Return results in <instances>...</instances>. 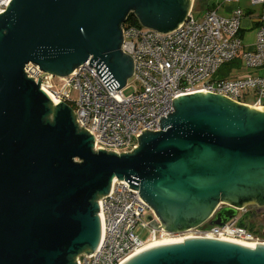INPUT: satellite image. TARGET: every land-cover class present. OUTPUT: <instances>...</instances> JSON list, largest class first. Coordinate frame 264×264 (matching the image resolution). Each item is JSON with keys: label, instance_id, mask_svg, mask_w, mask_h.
Instances as JSON below:
<instances>
[{"label": "water", "instance_id": "95a60500", "mask_svg": "<svg viewBox=\"0 0 264 264\" xmlns=\"http://www.w3.org/2000/svg\"><path fill=\"white\" fill-rule=\"evenodd\" d=\"M0 13V264H78L103 237L100 198L115 178L177 232L220 225L247 196L264 194V106L216 93L171 98L160 130L141 129L127 153L94 148L71 108L51 100L41 76L88 65L110 90L133 72L121 49L126 14L164 33L191 0H8ZM45 71L35 82L26 63ZM46 80V78H45ZM47 83V81L45 82ZM239 103V104H238ZM236 206V205H234ZM125 264H264V243L188 238L146 248Z\"/></svg>", "mask_w": 264, "mask_h": 264}, {"label": "built area", "instance_id": "2783aa9c", "mask_svg": "<svg viewBox=\"0 0 264 264\" xmlns=\"http://www.w3.org/2000/svg\"><path fill=\"white\" fill-rule=\"evenodd\" d=\"M238 1L222 0L211 3L210 7L205 2L203 13L196 16L194 0H191L181 24L164 33L131 24L125 16L120 24L121 49L131 55L133 72L122 87L109 90L87 64V59L64 76L50 73L41 76L40 88L71 108L79 126L92 135L96 150L100 146L106 151L115 150L117 154L127 153L138 145L136 135L142 128L160 130L157 118L173 111L171 98L180 94L209 92L239 103L264 106V0H249L251 5H261L257 14L245 13L238 5L226 14L218 12L223 3ZM7 4H10L8 0H0V13ZM244 19L250 29L256 28L250 46L243 43ZM23 71L35 82L36 75L45 72L31 62L24 65ZM54 77L62 82L58 89L51 83ZM130 79L135 90L124 95L122 89ZM66 88L76 91L74 101ZM250 95L252 102L245 100ZM128 185L124 179L115 178L110 194L100 198L102 241L90 256L79 253L78 264H121L141 247L170 238L264 243L258 234L238 224L243 221L239 214L220 225L202 223L177 232H168L160 226L153 228L147 223L154 219L160 225L159 221L151 208L138 199V189L127 188ZM146 212L151 213L148 216ZM138 227L148 232L144 242L135 231Z\"/></svg>", "mask_w": 264, "mask_h": 264}, {"label": "rangeland", "instance_id": "374dc122", "mask_svg": "<svg viewBox=\"0 0 264 264\" xmlns=\"http://www.w3.org/2000/svg\"><path fill=\"white\" fill-rule=\"evenodd\" d=\"M222 0H194V10L193 13L194 15H201L204 11L205 8H203V4L206 2V4H208V7H210L211 3L217 4L220 3ZM233 5H238L239 7H241L243 9V11L249 12V11H253L255 14L259 13L261 10V5H251L249 3V0H239L237 3H232ZM227 5H229L228 3H223L221 5V7L219 8L218 12L220 14H226V12H224V7H226ZM242 26L245 28L244 32H243V43L247 46H250L255 38V32H256V28H251L248 23H246V21L242 22ZM243 71H248V70H243ZM51 83H53L54 88L58 89L62 82L58 80L57 77H54L53 80H51ZM68 93H69V98L74 101L77 97V93L74 89L71 88H66L65 89ZM135 90V84L134 82L130 79L127 81L126 86L122 89V93L124 95H129L130 93H132ZM245 100L248 102H252L253 101V96H247L245 97ZM151 212H146V215H150ZM136 233L139 236V240L144 242L145 239L148 236V232L145 229H141V228H136Z\"/></svg>", "mask_w": 264, "mask_h": 264}, {"label": "flooded vegetation", "instance_id": "af4514ba", "mask_svg": "<svg viewBox=\"0 0 264 264\" xmlns=\"http://www.w3.org/2000/svg\"><path fill=\"white\" fill-rule=\"evenodd\" d=\"M234 205L226 201L224 202L220 201L215 206V208L216 207L217 208L214 210L213 214L222 207L232 206L237 209L236 214H239L240 218L243 221H245L246 224L252 225L255 233L258 234L262 239H264V194L263 197L261 198H258V196L256 195V196H247L243 199H238ZM240 209H242L241 212L238 211ZM152 214L157 219V221H159L153 210H152Z\"/></svg>", "mask_w": 264, "mask_h": 264}, {"label": "trees", "instance_id": "16d2710c", "mask_svg": "<svg viewBox=\"0 0 264 264\" xmlns=\"http://www.w3.org/2000/svg\"><path fill=\"white\" fill-rule=\"evenodd\" d=\"M203 5H204V4H203ZM246 13H248V12H246ZM126 20H127L128 22H130L131 24H134V25L140 26V23H139L137 17H136L132 12H128V13L126 14ZM234 64H236V62H235ZM232 65H233V63H232V64H228L227 66H228V68H229V67L232 66ZM223 74H224V73H223ZM238 224L241 225V226L246 227L248 230H250V231H252V232H255L254 229H253V226L250 225V224H246V222L239 221Z\"/></svg>", "mask_w": 264, "mask_h": 264}, {"label": "bare ground", "instance_id": "6f19581e", "mask_svg": "<svg viewBox=\"0 0 264 264\" xmlns=\"http://www.w3.org/2000/svg\"><path fill=\"white\" fill-rule=\"evenodd\" d=\"M50 98H51V100L53 101L54 99L50 96ZM55 101V100H54ZM181 240L178 238V239H164V240H161V241H159V242H155V243H150V244H148V245H146V246H144V247H141L140 249H138L136 252H135V254L136 253H138V252H140V251H142V250H144V249H146V248H149V247H151V246H154V245H156V244H159V243H162V242H180ZM251 245H257V244H251ZM134 255V254H133ZM132 255V256H133ZM132 256H130V257H132ZM129 257V258H130ZM129 258H127L124 262H122L121 264H125L126 263V261L129 259Z\"/></svg>", "mask_w": 264, "mask_h": 264}, {"label": "crops", "instance_id": "0c3cea01", "mask_svg": "<svg viewBox=\"0 0 264 264\" xmlns=\"http://www.w3.org/2000/svg\"><path fill=\"white\" fill-rule=\"evenodd\" d=\"M228 4H229V5H227L226 7H224V10H225L224 12H226V13H228V12H229V11L235 6V5H233L232 3H228ZM218 10H219V9H218ZM244 21H246V23H248L246 19H244L243 22H244ZM243 32H244V31H243Z\"/></svg>", "mask_w": 264, "mask_h": 264}]
</instances>
